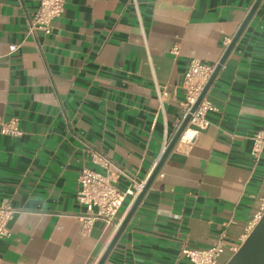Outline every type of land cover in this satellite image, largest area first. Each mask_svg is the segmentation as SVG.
Instances as JSON below:
<instances>
[{
	"label": "crops",
	"instance_id": "0c3cea01",
	"mask_svg": "<svg viewBox=\"0 0 264 264\" xmlns=\"http://www.w3.org/2000/svg\"><path fill=\"white\" fill-rule=\"evenodd\" d=\"M255 2L65 0L52 33L30 34L39 0H0V117L21 130L0 134V205L19 210L0 264L98 263L119 228L97 220L82 232L83 169L105 172L99 153L147 182L185 119L191 60L217 65ZM207 97L209 126L178 140L104 264H193L182 249L223 233L226 264L262 212L264 151H251L264 129V0Z\"/></svg>",
	"mask_w": 264,
	"mask_h": 264
},
{
	"label": "built area",
	"instance_id": "2783aa9c",
	"mask_svg": "<svg viewBox=\"0 0 264 264\" xmlns=\"http://www.w3.org/2000/svg\"><path fill=\"white\" fill-rule=\"evenodd\" d=\"M136 4V0H132ZM65 10V0H39L37 10L29 18V33L34 34L36 31H43L50 34L53 31V21L60 17ZM17 45H12L11 50L15 51ZM176 52V48L174 50ZM217 65L206 64L197 59L191 60L189 67L185 73L183 89L186 93V114H191L189 125L182 132L179 141L184 144H191L200 130L207 128L210 121L207 114L216 109L215 104L206 96L202 99L197 109L191 113L193 106L196 104L206 85L212 77ZM159 93L160 102L164 101L166 93ZM19 118L11 117L3 119L0 117V134L18 136L21 134L19 127ZM195 127H190V124ZM181 124L177 125V130ZM192 131L191 134L189 131ZM253 146L252 155L255 158L264 151V129L259 130L252 136ZM169 142H164L162 155L165 153ZM92 160L100 164L105 172H98L91 168H84L79 176V190L77 198L85 207V211L80 216L82 223V232L87 233L95 221L104 220L108 224H114L115 228H119L116 220L120 214V210L128 196L133 199L137 198L146 185V181L140 180L136 174L120 167L109 157L94 153ZM120 178H124L128 185L126 189L121 190L117 183ZM18 209L11 205H0V239L8 237V223L18 213ZM264 213V205L262 212L250 222L247 228V234L243 236L242 243L248 237L250 232L255 228ZM222 238L213 246L206 249L183 248L182 254L188 258L193 264H218L220 256L227 249V245ZM241 243V244H242ZM240 245L231 246L230 250L233 254L240 248ZM1 260V259H0Z\"/></svg>",
	"mask_w": 264,
	"mask_h": 264
},
{
	"label": "water",
	"instance_id": "95a60500",
	"mask_svg": "<svg viewBox=\"0 0 264 264\" xmlns=\"http://www.w3.org/2000/svg\"><path fill=\"white\" fill-rule=\"evenodd\" d=\"M261 2H262V0H256L255 4L253 5V7L251 8L246 19L242 23V25H241L239 31L237 32L236 36L234 37L231 44L227 48L224 56L222 57L220 62L217 64L216 69H215L212 77L210 78V80H209L208 84L206 85V87H205L203 93L201 94L200 98L198 99L196 104L193 106L191 113H193L197 109V107L200 104V102L202 101V99L208 93L210 87L212 86L213 82L215 81V79H216L218 73L220 72L223 64L225 63L227 57L229 56V54L233 50L234 46L238 42V40L241 37L243 31L245 30L247 24L250 22L252 16L254 15L255 11L257 10V8L259 7ZM190 119H191V114H188L185 117L184 121L182 122L180 128L175 133V135L172 138L171 142L169 143L165 153L163 154L162 158L160 159L158 165L156 166V168L154 169L150 178L146 182L145 187L143 188L141 193L136 198V201L134 202L132 208L128 212L126 218L123 220L121 226L117 230L115 236L111 240L110 244L106 248L105 252L103 253L102 257L100 258V260L98 261L97 264H104V262L106 261V259L110 255V253L113 250L114 246L116 245L119 237L121 236L122 232L126 228V226L129 222L130 218L132 217L134 211L136 210L137 206L139 205L142 198L146 194V192L149 189L150 185L152 184L154 178L156 177V175L160 171V169H161L163 163L165 162L167 156L169 155V153L171 152L173 147L178 142L179 137L182 134V132L188 126ZM226 264H264V213H263L261 219L259 220V222L257 223V225L255 226V228L250 232L248 237L241 244L240 248L231 256V258L228 260V262Z\"/></svg>",
	"mask_w": 264,
	"mask_h": 264
},
{
	"label": "bare ground",
	"instance_id": "6f19581e",
	"mask_svg": "<svg viewBox=\"0 0 264 264\" xmlns=\"http://www.w3.org/2000/svg\"><path fill=\"white\" fill-rule=\"evenodd\" d=\"M191 132H192V131L190 130L189 133L191 134Z\"/></svg>",
	"mask_w": 264,
	"mask_h": 264
}]
</instances>
